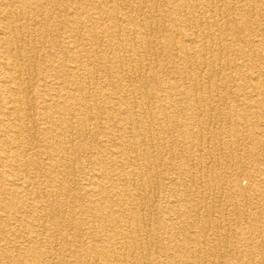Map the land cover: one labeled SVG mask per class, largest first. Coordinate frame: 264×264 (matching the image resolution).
<instances>
[{"label":"bare ground","instance_id":"6f19581e","mask_svg":"<svg viewBox=\"0 0 264 264\" xmlns=\"http://www.w3.org/2000/svg\"><path fill=\"white\" fill-rule=\"evenodd\" d=\"M166 1L0 0V67L6 70L0 74V100L5 102V109H0V192L5 195L0 199V262L162 264L150 249L159 226L144 210L153 204L151 175L159 173L155 156L161 152L156 141L163 137L154 133V126L158 122L160 129H172L169 117L159 124L156 116L171 105L163 93L174 91L192 103L204 104V109L195 107L193 113L185 114L193 116L192 123L174 125L178 134L200 125L198 117L214 105L225 109L233 103L236 115L248 117L254 112L264 118V98L251 99L241 93L251 87L264 97V0ZM219 15L223 22L216 19ZM159 56L164 62L156 60ZM47 58H62L65 63L48 64L43 60ZM167 63L173 64L169 70ZM234 80L238 82L236 97L251 102L237 104L231 99L228 84ZM207 85L228 92L227 97L222 94L217 100L202 94ZM154 99L158 101L155 106ZM260 121L264 120L251 123L258 127L248 128L244 136L254 151L258 144L264 151L263 136L257 131ZM234 132L227 138L216 135L211 139L233 147L241 140L239 132ZM197 137L195 133L190 138L204 143L206 136ZM227 149L231 161H242L241 154ZM81 150L90 154L92 172L85 173L79 166L76 152ZM99 154L107 161H100ZM103 162L116 166L113 176L102 168ZM212 163L216 160L190 159L182 165L190 175L194 167ZM250 165L239 163L238 168L247 172L251 183L238 186L233 179L226 192L236 198L232 204L238 220L264 217V166L250 170ZM75 171L87 174L86 202L73 201L70 206H80L78 214H91L75 223L80 239L63 243L60 251L54 247V235L58 236L62 223L54 221L69 204L62 181ZM222 175L212 171L207 177L213 182L229 181ZM42 181H46L44 187ZM46 198L59 207L45 202ZM257 218L244 228L264 236V219ZM92 221L97 229L87 227ZM183 234L201 245L196 231ZM19 238L25 239L14 242ZM184 247L181 244L177 249ZM200 250L187 249L189 258L170 264H205ZM9 251L15 253L9 255ZM66 256L74 260L64 263ZM227 264L255 263L238 256Z\"/></svg>","mask_w":264,"mask_h":264},{"label":"rangeland","instance_id":"374dc122","mask_svg":"<svg viewBox=\"0 0 264 264\" xmlns=\"http://www.w3.org/2000/svg\"><path fill=\"white\" fill-rule=\"evenodd\" d=\"M169 1L170 0L166 1V4H168ZM162 9H165V7L162 6ZM257 9L260 10L262 9V7L259 6L257 7ZM216 19H219V22H223V18L221 15L216 17ZM43 60L48 64L51 63L56 66H62L65 63L62 58L58 61L51 58ZM156 60L164 62L161 56H159L158 58L156 57ZM169 65L173 64L167 63L165 65L166 69L168 70ZM253 70L256 69L253 68ZM5 71V69L0 67V74L5 73ZM103 72L104 71H102V75L105 73ZM226 72L230 73L229 70H227ZM230 74L232 75L233 72L231 71ZM171 82L172 84L176 83L174 80H171ZM237 84L238 82L235 80L231 81L228 84V88L232 89V91L230 90L231 99H233L237 104H248L249 102H251V100L249 101L248 99L246 102H242V97H236ZM151 85L152 84L150 82L149 86ZM203 89L208 93L204 92L202 94H211L217 100L221 98L222 94L226 97L228 95V92L226 94V92L224 93L217 91L214 87L211 86H208V88L203 87ZM241 93H247L245 94V96H249V98L251 99L264 98L261 93L255 92L251 87H247ZM36 94L37 93L34 89L33 99L37 104L36 109H39L41 104L38 105L39 100L36 99ZM163 95H165L166 101L171 102V105H169L170 108L165 112L163 111L160 113L159 111L156 116H158L159 124L160 121L162 122L163 120H166L167 117H169L171 124L170 127H172V129L166 130V128V132L164 129H160L158 122L157 124H155L153 129L154 133L157 132L155 134L157 136L160 135L161 137H163V139L160 141H156L155 139L157 143V149H160L161 152V154L155 156V160L159 164V173L158 175L151 173L155 186L151 189V194L149 193V196L153 204H151L150 207L147 206L144 210L146 217H151V215L154 216L155 222H152L159 226V231L158 235L155 237V242L150 245L151 251L158 259L162 261V264H170V262L174 263L175 261L189 258V253L186 252L187 249H201L200 251L203 250L204 258H206L207 260L205 264H209L211 262L212 264H227L228 262L232 263L236 259H238V256L246 258L247 260H251L255 264H264V236L259 235V233L255 231H252V233L244 228L247 227L246 222H256L257 217L253 216V220L252 218H246L247 221L242 220V218H239L238 220L235 212L233 211L234 205L232 204L233 201H236V198L234 197L233 193H226L228 190H230L233 179L238 182V186H247L249 183H251V181L248 179L247 172H241V170L238 168L239 163L251 164L249 166L250 170H256L259 169V167L264 166V151L262 149V146L260 147V144H258V148H256L254 151L252 144L250 143L251 141L248 139L244 140V136L247 135V131L249 129L258 127V124L254 125L256 123H251L256 120H264V118L258 117V115L254 112L248 117L236 115L235 111L237 109L232 108L233 103L225 109H223L224 107H221V105H214L213 107H211L212 109L209 108V112H202L200 117H198V122H200V125L194 127L192 126L193 128H190L189 131L187 130L186 133L178 134V132H176V129L174 128V125L180 121H184L186 124L192 123L193 116L191 118L184 117L185 114L193 113L195 111V107L204 109V104L202 102L192 103V101L186 99V97L174 91L170 93L164 92ZM239 95L241 96V94ZM177 100L180 101L176 105L174 104V102ZM157 103V99H154L152 105L155 106ZM243 106L245 105L241 106L242 112L244 110ZM0 109H5V102L2 100H0ZM236 121L241 122V124L236 123ZM263 122L264 121L258 122L260 126L259 128H257V131L261 133L264 139V127H261V125H264L262 124ZM234 130H237L239 132L241 140L237 143L234 142L233 147L231 146V144H222L214 142V140H212L216 137V135H218L217 137L227 138L228 136H231L235 133ZM195 133L196 138H198L197 136H199L200 134H203L207 137L204 138V143L201 144L199 143V140L196 141L193 138H190ZM206 133H210L209 135L212 136H209ZM83 143L91 145L87 142ZM218 147L220 148V150ZM227 148L233 149V152L236 154H241L242 161H231L227 157ZM35 150H37V148H35ZM183 150H188L189 153L183 155ZM171 151H176L177 154L174 156L172 155ZM76 153L79 157V166L83 169V171L85 170V173L92 172L91 169L93 168V164L88 160L90 154L82 150ZM98 157L100 159L102 158L100 161L106 160V158H103V156L100 154L98 155ZM190 159L191 161L204 160L206 162H211L212 159H214L216 160V163L208 165L210 168L208 166H206L207 168L194 167L193 173H195L187 175L189 171H184L185 168L183 167L182 163L183 161H187ZM223 165L226 166L224 167ZM102 168L105 169L108 174H111L113 176V170H115L116 166L109 165L103 162ZM212 171H217L223 174V180L229 181L221 183V179H216L213 182L207 177L208 173ZM182 172H184L185 174H182ZM85 173L75 171L74 174L66 176L62 181L61 187L67 194L66 196L68 197L69 204L62 207V211H60L54 221L62 223L61 229L57 234L58 236L54 235L57 238V242L54 241V247L57 250L61 251L63 243H66L67 241L80 239V233H78V229L75 228V223L85 218L88 214H91V212H88L86 215L82 214V216L81 214H78V210H76L79 209L80 206L76 209H73L70 206V203L73 201L77 202L79 205H83V203L86 202L84 187L87 185L88 180L86 176L87 174L85 175ZM178 177H181L182 180H178ZM45 184L46 181H42L40 186L44 187ZM18 186L22 187L21 182L18 184ZM216 192H221V194L216 196ZM200 196L204 198L201 199ZM4 197L5 195L1 194L0 192V199ZM238 197L241 199V201L244 198L243 196ZM255 199L261 200V197L256 195ZM44 200H42V202ZM45 202L55 204L59 207V205L51 198H46ZM0 213H3V210H0ZM212 213L214 215H212ZM258 218L264 219V217L259 216ZM261 220L259 219L258 221ZM12 222H14V220ZM87 224V227H91L90 225H92L93 229L98 228L96 221L87 222ZM105 224L108 228L110 227L108 221H106ZM161 224L166 225V227L164 225L161 226ZM217 224L219 226L221 225L220 227L226 228V230H221L220 228H218ZM4 225L6 227V224ZM70 226H72V228ZM187 231H196L198 238H201L200 246L198 243H195L193 239H190L192 236L189 237L183 234ZM199 233H206V235L204 237H200ZM262 235H264V233ZM147 238H150V235H148ZM24 239L25 238H19L14 242H16L17 240L22 241ZM256 242L258 245L255 244ZM181 244H183V246L185 247L183 249H177V247L181 248ZM231 244H234V246ZM7 253H10L9 255H12L15 252L12 253L9 251ZM40 253L41 252H39L38 255ZM41 257L42 256H39V259ZM67 260H74V257L66 256L65 259H63L64 263H66ZM0 264L14 263L4 259L0 262Z\"/></svg>","mask_w":264,"mask_h":264}]
</instances>
